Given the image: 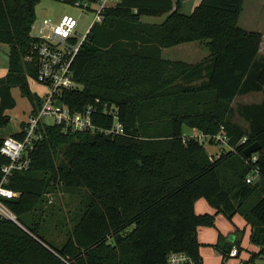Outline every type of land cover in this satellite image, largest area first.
Segmentation results:
<instances>
[{
	"label": "trees",
	"instance_id": "obj_1",
	"mask_svg": "<svg viewBox=\"0 0 264 264\" xmlns=\"http://www.w3.org/2000/svg\"><path fill=\"white\" fill-rule=\"evenodd\" d=\"M40 1L0 0V44L9 46L7 73L0 78V129L16 105L13 88L32 113L40 107L29 88L38 72V40L30 31ZM185 1L117 0L92 26L71 64L77 86L63 91L60 101L76 112L99 100L94 125L112 128V116L101 112L107 105L123 134L42 129L28 169L13 171L7 185L15 197L5 204L19 225L0 220V264H167L172 253L202 264L197 229L214 228L215 215L195 213L200 199L229 221L244 219L257 248L244 264L264 255L262 35L238 26L244 0H201L191 12L183 10ZM163 16L158 24L142 21ZM193 43L209 52L198 63L162 57L164 49ZM257 95L258 103L233 107L236 99ZM185 130L222 133L233 150L210 158ZM10 137L20 140L22 134ZM253 145L259 150L246 155ZM7 164L0 156V170ZM254 171L257 181L247 184ZM61 191L83 200L56 249L43 241L44 215L47 198ZM238 234L235 243L218 234L212 247L221 264L232 247L243 250V231Z\"/></svg>",
	"mask_w": 264,
	"mask_h": 264
},
{
	"label": "built area",
	"instance_id": "obj_2",
	"mask_svg": "<svg viewBox=\"0 0 264 264\" xmlns=\"http://www.w3.org/2000/svg\"><path fill=\"white\" fill-rule=\"evenodd\" d=\"M66 3L73 7H81L83 10H93L94 19L92 24L81 34L82 26L78 19L65 15L58 21L44 19L34 22L31 26L30 36L38 40L35 50L38 58V72L35 82L45 87L43 94L37 95L40 99V107L35 113L30 114L26 122H22L24 128L19 132L22 138L15 139L6 137L0 145V156L8 161L7 165L1 167L0 173V220H7L16 225L19 222L16 216L9 210L5 201L15 197V193L7 188L11 173L13 171L27 170L30 164L29 155L36 145L42 140V129L44 127L56 126L63 133H104L121 135L123 130L117 121L116 111L102 106L101 112L111 115L113 125L111 129L103 130L94 125L92 115L99 111L96 100L94 104L85 107L81 111L73 112L68 106L61 103L62 92L76 88L72 78L71 64L85 41L92 26L102 21L105 9L113 6L117 0H78L71 4L72 0H53ZM92 6V7H91ZM37 31L35 34L34 31ZM72 42V43H71ZM51 119L46 123L45 119ZM187 137L196 139L200 144L221 143L227 150H233L228 145V138L220 133L216 136H204L194 132ZM217 157V156H215ZM213 157V158H215ZM212 158V157H210ZM255 161V158L252 159ZM258 179L257 171L247 176L246 183L254 184ZM240 255L237 247H232L226 258H238ZM167 264H197L184 253H172L167 259Z\"/></svg>",
	"mask_w": 264,
	"mask_h": 264
},
{
	"label": "rangeland",
	"instance_id": "obj_3",
	"mask_svg": "<svg viewBox=\"0 0 264 264\" xmlns=\"http://www.w3.org/2000/svg\"><path fill=\"white\" fill-rule=\"evenodd\" d=\"M185 2L186 3L184 4L183 10L185 12H189L192 0H186ZM94 14L95 13L93 10H83L82 6L76 8L66 3H60L53 0H41L40 3L35 7V22L38 23L44 19L58 21L63 16L68 15L78 19L79 26H82L81 34H83L89 25L92 24L95 16ZM163 18L164 16L156 18H143L142 21L158 24L163 21ZM34 33L36 34L37 31L35 30ZM208 54L209 52L205 45L199 43L185 44L162 50V57L164 59L180 61L188 64L198 63L206 58ZM29 88L37 95L43 94L45 91V87L35 82V80L29 81ZM12 96L16 105L12 110L6 111L5 114L9 116L10 123L6 128L0 129V137H6L13 133H18L20 130V124L22 122H26L31 114L30 102L21 96L19 89L13 88ZM260 98V95L241 97L235 100L233 107L236 109L239 105L258 103ZM44 121L46 123H51V119L49 118L45 119ZM234 121L245 126L243 121L238 116L234 117ZM185 132V135L189 136L194 133V130H185ZM203 146L208 156L212 158L217 156L221 150L228 149L221 143H204ZM47 199L48 205L44 215V222L48 230L47 235L43 236V241L49 247L58 249L63 245V243H65L67 234L75 225L79 215L83 196L76 192L61 191L56 193V195L49 196ZM218 215L221 217V225L226 226L227 224H231V221L227 220L225 216L222 214ZM244 245V249L241 250L239 257L227 258L225 264H239V262L246 261L249 258V253L252 252V250L254 252L257 251V249L248 241L244 242ZM208 248L209 246H204L202 251L203 264H219L220 259L217 257L218 253L214 251L216 255H211V251ZM253 264H264V255L260 258L254 259Z\"/></svg>",
	"mask_w": 264,
	"mask_h": 264
},
{
	"label": "crops",
	"instance_id": "obj_4",
	"mask_svg": "<svg viewBox=\"0 0 264 264\" xmlns=\"http://www.w3.org/2000/svg\"><path fill=\"white\" fill-rule=\"evenodd\" d=\"M200 2L201 0H192V4H191L189 12H191L193 8H195ZM238 26L244 31L258 32L262 35V42L260 45V54L264 55V0H244L243 9L238 19ZM8 53H9V46L0 44V78L4 77L7 73ZM11 95H12V90H11ZM20 128H21V124H20ZM194 210H195V213L198 215H203V214L215 215V227L214 228L210 229L206 227H199L197 229L198 242L201 244L200 256L202 259V264H203V252L202 251L204 249V246L205 247L209 246L208 249L211 251V253L209 252L211 255L213 254L216 255L214 251L218 253L217 257H219L220 259L219 264H221V260H222L221 255L219 254L218 251H216L212 247V245H214L217 242L219 233L223 236L226 242L235 243V241L239 239L238 231L242 230L243 238L241 240L240 247L244 249L243 247L245 246L244 242L246 241L249 242L248 240L249 233H250L249 227L244 221V219L240 217L239 215H236L235 217H233L231 224H227L225 226V225L220 224L221 217L218 214H216V210L210 207L205 200L200 199L196 201L194 205ZM252 252L254 251L252 250ZM248 259L246 261L239 262V264L246 263Z\"/></svg>",
	"mask_w": 264,
	"mask_h": 264
},
{
	"label": "water",
	"instance_id": "obj_5",
	"mask_svg": "<svg viewBox=\"0 0 264 264\" xmlns=\"http://www.w3.org/2000/svg\"><path fill=\"white\" fill-rule=\"evenodd\" d=\"M258 150H259V146H258V145H253V146L249 147V148L246 150V155L254 154V153H256Z\"/></svg>",
	"mask_w": 264,
	"mask_h": 264
}]
</instances>
